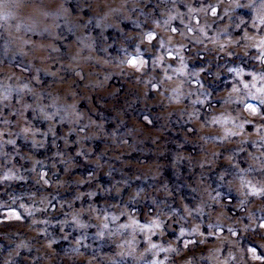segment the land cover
<instances>
[{"label": "rangeland", "instance_id": "obj_1", "mask_svg": "<svg viewBox=\"0 0 264 264\" xmlns=\"http://www.w3.org/2000/svg\"><path fill=\"white\" fill-rule=\"evenodd\" d=\"M0 264H264V0H0Z\"/></svg>", "mask_w": 264, "mask_h": 264}, {"label": "snow or ice", "instance_id": "obj_2", "mask_svg": "<svg viewBox=\"0 0 264 264\" xmlns=\"http://www.w3.org/2000/svg\"><path fill=\"white\" fill-rule=\"evenodd\" d=\"M255 109H253V111H254Z\"/></svg>", "mask_w": 264, "mask_h": 264}]
</instances>
